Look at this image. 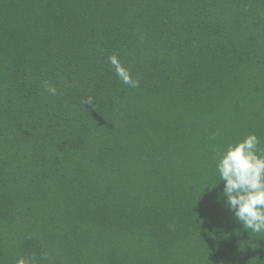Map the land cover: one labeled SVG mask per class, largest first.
Returning a JSON list of instances; mask_svg holds the SVG:
<instances>
[{
    "label": "trees",
    "instance_id": "1",
    "mask_svg": "<svg viewBox=\"0 0 264 264\" xmlns=\"http://www.w3.org/2000/svg\"><path fill=\"white\" fill-rule=\"evenodd\" d=\"M249 134L264 0H0V264H264L215 169Z\"/></svg>",
    "mask_w": 264,
    "mask_h": 264
},
{
    "label": "clouds",
    "instance_id": "2",
    "mask_svg": "<svg viewBox=\"0 0 264 264\" xmlns=\"http://www.w3.org/2000/svg\"><path fill=\"white\" fill-rule=\"evenodd\" d=\"M108 59L123 84L139 87V80L133 79L116 55ZM44 87L50 95H56L55 87L47 83ZM85 103H91V98ZM260 143L255 134H249L243 140L228 145L217 155L215 163L219 183L223 181L222 206L232 213L244 230L254 234H264V148L259 147ZM16 264H34V257H19Z\"/></svg>",
    "mask_w": 264,
    "mask_h": 264
}]
</instances>
